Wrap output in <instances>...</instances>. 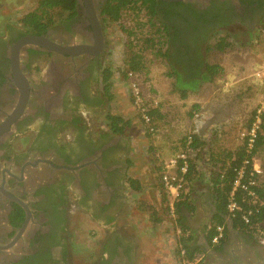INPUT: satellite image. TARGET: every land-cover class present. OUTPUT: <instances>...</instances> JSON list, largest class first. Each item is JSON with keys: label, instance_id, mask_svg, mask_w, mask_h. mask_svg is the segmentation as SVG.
I'll list each match as a JSON object with an SVG mask.
<instances>
[{"label": "flooded vegetation", "instance_id": "flooded-vegetation-1", "mask_svg": "<svg viewBox=\"0 0 264 264\" xmlns=\"http://www.w3.org/2000/svg\"><path fill=\"white\" fill-rule=\"evenodd\" d=\"M110 1L77 0L74 14L36 29L0 25V264H74L75 245L83 256L100 254L92 262L82 258L84 264H117L113 218L131 148L99 120L114 109L103 88L113 63ZM155 2L171 62L193 78L202 77L215 33L254 35L264 19V0ZM29 36L88 50L61 53L26 43ZM23 79L29 95L18 110ZM74 217L85 235L71 228Z\"/></svg>", "mask_w": 264, "mask_h": 264}, {"label": "crops", "instance_id": "crops-1", "mask_svg": "<svg viewBox=\"0 0 264 264\" xmlns=\"http://www.w3.org/2000/svg\"><path fill=\"white\" fill-rule=\"evenodd\" d=\"M260 83L251 84L259 87ZM194 102L195 106L202 104L205 107L204 114L198 119L190 118V112L186 116L184 109L180 108L176 110L178 120L169 121L165 118L168 110H159L158 115H162L158 118L160 131L149 147V156L140 157L133 153L135 143L140 145L138 140L126 137L133 123L122 133L131 151L124 163L123 176L127 182L123 184L119 212L112 224L119 231L117 264H186L179 252L181 234L178 231L182 228L178 220L173 222L168 217L167 197L161 179L164 164L183 150L189 156L190 179L186 190L188 205H182L180 216H183L181 223L191 238L188 246L193 260L197 264H264V244L255 230L252 229V233L240 225L235 226L233 219L219 208L220 187L215 182V174L221 170L223 162L228 163L229 156L242 146L236 123L239 109L230 107L227 102L231 101L214 106L213 98L203 97L200 92ZM103 124L107 127L105 122ZM262 132L264 130L261 129ZM187 134H192L195 139L190 147L185 142ZM156 149L160 158L153 154ZM261 150L255 157L259 162L258 189L264 196V150ZM130 180H136L133 187ZM219 216L223 222H218ZM108 223L105 220L101 224L100 240L107 236L105 225ZM217 223L225 226V236L214 244L210 234ZM96 256L85 255V261L92 262Z\"/></svg>", "mask_w": 264, "mask_h": 264}, {"label": "rangeland", "instance_id": "rangeland-1", "mask_svg": "<svg viewBox=\"0 0 264 264\" xmlns=\"http://www.w3.org/2000/svg\"><path fill=\"white\" fill-rule=\"evenodd\" d=\"M36 5L37 0H0V25H19L20 23H18L17 20L25 13L34 10ZM125 14L126 15L123 16V19L120 20V24L112 23L111 28L108 30V35H110V41L112 42L111 55L113 61L112 65L110 66V69L113 73L111 82L113 86L112 91L114 94V109L112 110L122 114L124 118L126 117L130 119L133 123L126 135L127 138H134L135 141H139V146L136 143L133 146V153L140 157L149 156V147L153 143L154 139L158 137L160 131L158 126V118L160 115H155V117H153L158 131L156 132L157 134L151 135L147 131L145 123L137 113L131 89V82L134 79L139 85L140 89L143 91L145 99L148 102L157 100L158 110H168V113H165V118H169V121H173L175 119L178 120L177 118L179 117L176 116V113H178L180 108L184 109L186 116H189L190 112L191 118V109L195 106L193 105L196 103L194 100L195 97L198 96L199 92L203 97H209L210 99L212 97L214 100V106L217 104L222 105L223 102L226 103L227 101H231L227 102L230 107L239 109L238 113L241 111H246L249 118H251L253 109L259 98V93H261V88L260 86L256 87L255 84H251L247 75L250 67L264 62L263 28H260L254 34L255 36L253 35L254 38H252L246 45L235 43L234 48L228 50L227 52L221 54H210L209 56H206L204 62H217L223 67L222 74L217 76L213 81H203L201 87L198 89L195 88V90L188 92L187 97L181 98V95L174 84L176 80L175 75L168 74L170 71H172V62H168L166 59L161 57H156L150 49L144 51L147 66L146 72L135 74L133 76L134 79L126 73L124 46L129 38L127 33L121 28L122 23L129 26L130 28H136L138 30V36L140 37L160 36L161 41L164 43V38L167 41L168 36L166 26L155 16H148L144 11L137 19L136 16H134V13L126 12ZM139 21L142 23V27H139ZM263 22L264 19L262 20L261 24ZM226 34L230 33H225L223 31L217 32L213 35L208 43H213L219 37ZM132 39L135 41L136 37ZM163 48H168L167 43L163 44ZM178 71L181 74L180 77L177 76L179 86H191V83L192 85L195 84V81L193 80H185L191 78L186 75L185 70L181 71L178 69ZM195 79L201 80L202 78L195 76ZM226 82H233V89H227L225 87ZM176 110L178 111L176 112ZM160 118H162V115ZM99 120L100 122L102 121L103 124L104 117L100 116ZM96 122L97 120L94 119V125L97 124ZM147 133L150 135H147ZM155 153L157 158H160V154H158L157 149L153 152L154 155ZM78 222V217H74L71 220V228L73 230L79 229L78 234L85 235L86 230H84ZM80 229L82 230L80 231ZM137 232L140 233L141 230H137ZM74 254L75 257L73 258V263L84 264V261H82L84 256L79 253V248H76V245L74 246Z\"/></svg>", "mask_w": 264, "mask_h": 264}, {"label": "trees", "instance_id": "trees-1", "mask_svg": "<svg viewBox=\"0 0 264 264\" xmlns=\"http://www.w3.org/2000/svg\"><path fill=\"white\" fill-rule=\"evenodd\" d=\"M77 0H37L36 8L30 12L25 13L21 18L17 20L18 23L24 25L28 28H39V27H45L49 24L53 23L55 20L59 19L62 15H72L75 13V6H76ZM156 2L155 0H112L107 5V8L105 9V12L107 13V22L108 27L111 28L112 23H119L120 20L123 19V16L126 15V12L134 13V16H136V19L140 17V14L144 11L145 14L148 16H156V10H155ZM262 22V21H261ZM139 27H142V23L138 22ZM121 28L124 32L127 33L129 40L126 42L124 46V57H125V69L126 73L133 72L135 74H140L143 72H146L147 66L145 61V52L146 50L150 49L152 50V53L156 57H161L163 59H166L168 62H171L170 53L168 51V48L164 49L163 44H166L168 40L166 41L164 38V43L161 41L160 36L159 37H140L138 36V30L136 28H130L129 26L125 24H121ZM260 28L264 29V22L260 23ZM134 29V30H132ZM162 35V34H161ZM255 36V35H254ZM253 34L246 33V34H226L224 36L219 37L215 42L208 43L206 46V56H209L210 54H221L224 52H227L228 50H231L234 48L235 43H240L242 45H246L252 38H254ZM136 37L135 41L134 38ZM172 71H170L169 75H175V87L178 89L181 98L187 97L188 92L198 89L201 87V84L203 81H213L215 78L222 74L223 67L218 64L217 62L211 63V62H205V65L203 64L201 66L202 68V79H195L192 78L194 76H189L191 78L185 79L190 81H195V84L191 86H179L177 81V76L180 77V73L178 69H175L173 64L171 63ZM204 68V69H203ZM125 73V74H126ZM112 70L108 68L106 70V73L104 75L103 79V88L105 94L110 98V100L113 99L114 94L112 91V82L110 78L112 77ZM183 77V75H182ZM260 88L263 90L264 88V82L260 83ZM142 91V90H141ZM142 95L144 96V93L142 91ZM145 97V96H144ZM159 114V110L157 108H153L150 110L149 115H151L152 120L154 121L155 115ZM105 125L107 128L115 133L122 134L126 131V129L132 124V121L128 118H124L122 114L117 113L115 111H109L105 115ZM155 122V121H154ZM262 130H264V119L262 124ZM148 131V130H147ZM147 135H150L147 133ZM192 135V134H191ZM193 137V136H192ZM193 137V141H194ZM192 141V143H193ZM192 143L190 146H192ZM264 150V132L260 133L257 137V140L254 144V148L252 149V155L256 156V154H259L262 152L261 149ZM245 145L242 143V146L235 151L232 155L229 156V162L226 163L223 162L221 166V170H218L215 174V182L217 183V187H220V205L219 208L221 212L228 214L227 211V202H228V190L231 186V183L233 179L236 176V172L234 170L235 167H238L242 160L245 158ZM189 172H190V161H189V169L186 174L187 177V188L189 184ZM136 180H130V184L133 187V182ZM261 191V189H260ZM262 192V191H261ZM261 194V193H260ZM263 195V194H261ZM182 205H188V192H184L180 198V200L177 203V220L181 230V236H180V242L179 244L183 245L186 249V255L188 256L186 258L191 259L193 257V254L190 250V247L188 246V243L190 241V236L187 234V228L181 223V218L183 216H180L181 214V207ZM167 209V207H166ZM168 213V209H167ZM260 217L262 218V226L264 227V207L259 212ZM234 221V225L238 226L240 225L242 228L246 229L247 231H251L253 233V230L245 225L238 216L232 217ZM218 222H223V218L221 216L218 217ZM218 224V223H217ZM216 226V224H215ZM212 227L211 232V238L216 233V227ZM240 227V228H241Z\"/></svg>", "mask_w": 264, "mask_h": 264}, {"label": "built area", "instance_id": "built-area-1", "mask_svg": "<svg viewBox=\"0 0 264 264\" xmlns=\"http://www.w3.org/2000/svg\"><path fill=\"white\" fill-rule=\"evenodd\" d=\"M128 75L134 79L135 73L128 72ZM251 83L264 82V62L259 63L256 66L250 67L247 75ZM233 82H226L225 87L227 89H233ZM131 89L134 99V105L137 109V113L145 123L148 132L151 135L157 134L158 128L156 122L152 120L149 112L153 108L158 107L157 100L148 102L142 95V91L137 82L132 80ZM205 112V107L196 105L191 109V115L193 118H200ZM264 119V88L259 94L257 104L255 105L252 116L249 118L246 111H241L236 117V123L239 127V135L242 139V143L245 145V158L242 163L235 167L236 176L233 179L231 186L228 190V202L227 211L229 217L238 216L240 220L255 230V234H258L260 241L264 244V227L262 226V218L259 212L264 207V196L260 194L258 189L259 183V162L257 158L252 155V149L260 134ZM193 141L191 134L186 136V144L190 147ZM189 169V156L186 150L174 154L164 164V168L161 173L163 191L167 197L166 207L168 209V217L173 222L177 221V203L180 200L182 194L187 190V177L186 174ZM216 233L212 236L211 241L217 244L225 236V226L217 224ZM181 234V230L178 231ZM179 252L183 258H185L186 264H197L193 258L187 259L186 249L183 245H179ZM192 260V261H191Z\"/></svg>", "mask_w": 264, "mask_h": 264}, {"label": "water", "instance_id": "water-1", "mask_svg": "<svg viewBox=\"0 0 264 264\" xmlns=\"http://www.w3.org/2000/svg\"><path fill=\"white\" fill-rule=\"evenodd\" d=\"M26 43H32V44H37V45H43L44 47H49L52 48V50L61 52V53H66V54H78V53H84L86 52V47H82L77 49L78 47H62L59 46V44L50 42L46 37L44 36H29L25 38ZM24 42L21 41L17 47H15V53H14V59L16 60L18 58V52L19 49L24 46ZM23 86H19L21 90V97H20V103L18 105V110H22L25 106V103L28 99V83L23 79Z\"/></svg>", "mask_w": 264, "mask_h": 264}]
</instances>
